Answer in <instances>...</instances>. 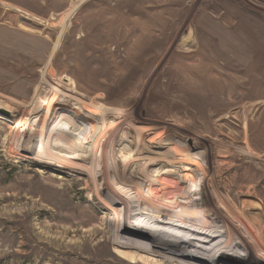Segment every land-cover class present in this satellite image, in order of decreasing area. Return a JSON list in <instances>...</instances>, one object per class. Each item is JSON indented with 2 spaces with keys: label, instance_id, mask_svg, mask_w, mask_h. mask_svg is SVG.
<instances>
[{
  "label": "rangeland",
  "instance_id": "rangeland-1",
  "mask_svg": "<svg viewBox=\"0 0 264 264\" xmlns=\"http://www.w3.org/2000/svg\"><path fill=\"white\" fill-rule=\"evenodd\" d=\"M0 104V264H264V0H0ZM71 146L202 178L254 249L107 204Z\"/></svg>",
  "mask_w": 264,
  "mask_h": 264
},
{
  "label": "bare ground",
  "instance_id": "bare-ground-1",
  "mask_svg": "<svg viewBox=\"0 0 264 264\" xmlns=\"http://www.w3.org/2000/svg\"><path fill=\"white\" fill-rule=\"evenodd\" d=\"M0 109L9 112L12 115L11 110L5 107L3 104H0ZM47 113L48 111L46 110V114ZM56 117L60 125L64 126V120H62L61 118L62 116L56 115L54 120L56 119ZM69 132L70 134L71 133H74L76 135L79 134L76 131L74 132L69 131ZM91 137L93 138V136ZM98 138H100V136H98ZM116 141H118L119 145L122 146V150L124 151L130 150L129 148L130 141L125 139L122 135L118 136L116 138ZM80 143H83V140H80ZM141 146L140 148L142 149ZM93 147H94L93 151L96 152L97 151L96 146L94 145ZM84 149L85 150H81L78 149V147H75L72 148L73 153L66 154L65 152H63L64 156L60 157L58 161L64 159L67 162V160L69 161V159H66L68 157L69 158L71 157V159L82 160L84 161L85 164H87L88 161V163L90 165H93V167L95 168L94 171H91L93 176H98V173L96 172V168L97 171L98 168H102L104 173L102 175V180L100 183L101 188L98 190V192L102 196H104V201L108 200L106 202L107 204H113V202L115 203L121 202L125 206L131 207L132 210L130 212L137 213V215H140L141 217H144V215H146L147 213H151V214L154 213L158 216L165 217L169 220L178 221L187 226L191 225L192 227L195 228H202L203 237H196L195 241L203 242L211 245V247H208V245L201 244V246L204 248L213 249L218 252L234 253L236 251H239L241 249V246L246 245L247 248L252 247L249 244L248 240L243 241V237L245 236L246 232L251 233L250 227H248L249 224L248 226H244L243 228V225L245 224L242 225L237 221L239 217V212H236L237 214L234 212L235 213L234 214L227 206L223 205V203H219L220 204L219 205L218 202H215L214 200H211V198H208V195L205 194L202 190L203 184L200 181L202 180V178L199 177L198 184H196L195 183L196 178L192 177L191 181L188 182L189 184L191 183L189 186H183L182 185L183 182H181V180L179 179H176L175 177L174 178L176 179V181H171L167 177L169 179L168 180L164 176L165 175L172 176L176 172L173 169L174 166H169L171 162L168 161H165L162 167L160 168L156 167L154 168V170H152L153 175L155 176L154 178H152L151 176L153 175L149 174V168L151 166L154 167V165L158 166L159 162H152L155 161L156 159L150 160L151 161L150 163L152 165H149L150 164L149 163L148 164L149 166L146 167L145 169L143 168L142 170L138 165L136 169L134 170L131 169L133 171L132 173H129V169L132 167L130 164L135 163L134 159L136 157L134 158L133 155L131 156L133 157L131 160H127V159L124 160V158H122L124 160L123 161L124 165L122 166L118 160H115L116 158L114 159L115 149L108 151V148H106L104 151H102V156L100 157V159L94 157L92 158L91 156L93 155V151L86 150V148ZM133 151L134 150H130L129 154H131V152L133 153ZM137 159H139V157ZM62 163L65 164L64 161H62ZM186 169L193 170L194 172H196V170L193 168L191 169L187 167ZM191 172L192 171H190V173ZM112 174L114 175V177L112 176ZM139 175H142L146 180L142 182L134 181V178L135 179L138 178ZM184 182H187V180ZM246 216L248 217L249 214H247ZM190 229L193 230V228ZM173 231L175 232L176 230L173 229ZM212 233H216L217 235H212ZM204 236H210L211 238ZM231 243L232 245L233 243H235L234 247L230 246ZM219 246L227 248L229 249V251L219 249L220 248ZM216 247L219 248L215 249ZM244 256L247 259L253 258L248 253L244 254Z\"/></svg>",
  "mask_w": 264,
  "mask_h": 264
},
{
  "label": "water",
  "instance_id": "water-1",
  "mask_svg": "<svg viewBox=\"0 0 264 264\" xmlns=\"http://www.w3.org/2000/svg\"><path fill=\"white\" fill-rule=\"evenodd\" d=\"M0 113H2V114H6V115H10L9 112H7V111H5V110H1V109H0Z\"/></svg>",
  "mask_w": 264,
  "mask_h": 264
}]
</instances>
